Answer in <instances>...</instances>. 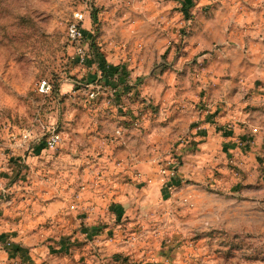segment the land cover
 <instances>
[{"label":"rangeland","instance_id":"1","mask_svg":"<svg viewBox=\"0 0 264 264\" xmlns=\"http://www.w3.org/2000/svg\"><path fill=\"white\" fill-rule=\"evenodd\" d=\"M77 11L84 59L67 34ZM198 32L215 42L200 34V54L253 56L257 80L241 93L224 54L200 63L187 50ZM223 69L247 102L220 124L244 148L182 152L194 107L215 95L198 84ZM53 128L55 150L24 151L25 132L44 141ZM117 128L120 153L152 162L115 161ZM0 264H264V0H0Z\"/></svg>","mask_w":264,"mask_h":264},{"label":"crops","instance_id":"2","mask_svg":"<svg viewBox=\"0 0 264 264\" xmlns=\"http://www.w3.org/2000/svg\"><path fill=\"white\" fill-rule=\"evenodd\" d=\"M87 23H88V20L86 17L82 22V27H88ZM200 34H202L204 36V40H206L205 42H202V47H207L209 49L215 43L211 39L210 34L208 35V32H206V33L205 32L204 33L198 32V33H196L195 36L191 37L188 40L189 44H190V47L187 48L188 52H190L196 56L198 55V61L200 63L209 59V61H211V63L214 62L213 64H215L216 60L214 61V59L212 58L211 55H216V56L221 55L222 56L224 54L226 57H224L222 62H224L223 63L224 67H227L228 69H230V72H229L230 75L233 74L235 76V75L240 74L239 78L241 77V79H240V92L241 93H243V89L246 88L247 84L249 85L250 78L253 79L254 81L257 80L254 77L255 75H248L251 72L253 73V70H254V68H249V66H251L253 56L252 57L248 56L249 58H246L245 56H243V54H239L238 56H240L239 57L240 60H239V63H236L234 61L235 50H233V48H230L228 46L223 49L224 50L223 54H217V53H211L210 54L209 52H204L203 54H200V50L202 47L200 48L197 46V42H199L198 40L202 38V36ZM228 37L231 38L230 40L235 39L232 30L230 31ZM229 38L224 39V41L227 42L226 40ZM231 58H232V60H231ZM103 65H104V61L102 60L100 62V68L103 69ZM218 71L221 74H217L215 71H213V77H212L211 82H210L209 78L204 77V79L202 80V83L198 84L199 85L198 88L205 89L206 91H213L215 95L211 94L209 96L206 93V95L203 97L204 98L203 103L205 104L206 108H202L203 107L202 106V107L196 108L197 110H195V107H194L193 110H194V112L197 113V115H196V113H194V117L192 120L194 122L195 120L200 119L201 122L198 125L193 126L189 130L190 132L188 135V139L187 138H179L182 140L179 144L180 147L183 146L182 152H184L186 150L185 149L186 147H187V149L193 147L192 149L198 148L202 152L201 155L203 154L202 156H204L205 149L216 144L215 141H218V143L221 145L222 149H225L227 151H232L234 146H236L237 149H240V150H243V148H244V146L242 145V142H244V141L241 138V137H243L242 136L243 134H241V136H238V133H235L234 130H229V128H227L225 126H222L220 124V122L222 121L224 123L226 120L228 121L231 117H237L238 115L236 116L234 114V110H233L234 103L240 101V105L242 106V105H244V102H247V99H244V101H241L242 99H240L241 98V96H240L239 100H235V99H237V96L234 98L232 94L235 92L234 87H236V85H238L235 83H238L239 81L235 80V79H232V80L227 79V83L225 81L223 82L221 75L222 74L224 75L225 73L228 74V71H227V69L218 70ZM257 71H259V70H257ZM232 82H234V83H232ZM217 83H220V85L218 86ZM65 86L69 87L67 84ZM241 86H243V87L241 88ZM66 87H65V89H68ZM168 87L169 86H167V88ZM222 87H224V89H225L224 92L227 94H223V95L218 94L219 92H221ZM69 89H70L69 91H73L72 85L70 86ZM216 89H218V90H216ZM167 90L172 91V89H167ZM162 91L165 92V90H162ZM70 98L75 99L76 95L75 96L70 95ZM181 98L182 97H180L178 100H180ZM128 113L130 114V112H128ZM147 116H148V118L150 117V115L146 114L144 116V118H147ZM127 117H129V116H127V115L125 116L122 113H120L119 119H125ZM130 118L136 119L137 115L136 116L131 115ZM150 119L152 120L154 118L152 117ZM118 129L121 130V134H122L123 133L122 128H117L116 134H115V130L112 131V133L110 134L111 136L109 138V141L115 142V144L113 143L114 145L112 144V142H109L108 140L103 142L104 148L105 147L108 148L110 144H112L110 147L115 146L114 149H116L115 152H117L116 153L117 156L120 157V159H123V160L116 159L115 161H119V162H121V164L124 165V162H130L132 159V161L130 162V167H133V165L136 166L138 162H139L138 167L142 166V164H140V162H152V159L149 156L144 157L143 159H141L140 156H138V157L131 156L130 158H128L129 154H125V152L120 153L121 150L126 151V150H130V148L125 149L129 146L128 141H125L126 147L123 146L122 142L124 141V138H122V135L120 136L117 134ZM114 134L118 135L119 137L113 136ZM92 136H94V135H92ZM87 138H91L90 133L89 134L87 133ZM119 138H122V139H119ZM27 142H28V144H27L28 147L24 148V151L28 150L29 154H31L32 156L34 155L33 157H35V158H38L40 156V155H38L40 153V151H42L43 148L45 149L44 141L33 140V139L30 140L29 139ZM86 145H88V144H86ZM86 148H88V150H90L91 146L86 147ZM133 152H135V151H133ZM136 154H138V153H136ZM241 154L243 155L242 151H241ZM202 156H198L197 158H193L190 160V162H204L205 160H204V157H202ZM105 159H107V158H105ZM109 162H110V160H109ZM110 180H114L118 183L119 177L113 176ZM120 184H122V183H120ZM96 196H99V195H96ZM95 199H97V198H94V200ZM118 199H120V198H118ZM98 200H100V199H98ZM87 203L88 204H86V205H90V207L95 206L94 203H92V202H87ZM87 207H89V206H87ZM48 209H49V212L47 215H51L52 205L50 202L48 203ZM52 211H53L52 215H54L56 212H55V210H52ZM86 211H88V210H86ZM44 215L45 214L39 215V217L41 218Z\"/></svg>","mask_w":264,"mask_h":264},{"label":"built area","instance_id":"3","mask_svg":"<svg viewBox=\"0 0 264 264\" xmlns=\"http://www.w3.org/2000/svg\"><path fill=\"white\" fill-rule=\"evenodd\" d=\"M84 13L83 12H75L74 13V20H72L67 28V34H68V38L69 40L76 46L77 49V53L80 59H84L86 54V48L83 45V41L85 39V35L83 32V28H82V22L84 20ZM39 87L41 91L44 92H49L52 88L51 84L49 81L47 80H42L39 83ZM95 92L91 93V96H95ZM117 134L121 135V130H117ZM31 133L30 132H25L23 135L24 140H29L31 137ZM45 141V146L48 149L51 150H55L61 143L62 141V136L61 133L58 132L56 129H52L48 134H45L42 137ZM172 162V161H169ZM173 167V166H172ZM162 173L163 174H167L169 176L175 175L174 173V168H169V169H162Z\"/></svg>","mask_w":264,"mask_h":264}]
</instances>
